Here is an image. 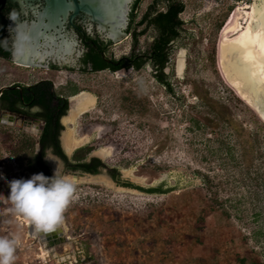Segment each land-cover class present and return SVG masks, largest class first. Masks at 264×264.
<instances>
[{
	"label": "rangeland",
	"instance_id": "obj_1",
	"mask_svg": "<svg viewBox=\"0 0 264 264\" xmlns=\"http://www.w3.org/2000/svg\"><path fill=\"white\" fill-rule=\"evenodd\" d=\"M153 1H142L136 21ZM183 1L184 31L166 69L175 95L156 82L150 64L140 71L74 72L70 99L74 101L68 103L62 119L60 145L70 161L77 150L92 147L95 150L85 161L97 158L103 166L96 175L77 171L79 177L51 152L41 157L51 175L57 165L45 155L57 160L61 173L79 177L62 225L69 241L54 247L46 246L41 235L33 237L32 228L12 216L11 205L0 199V236H20L14 264H264V120L227 84L218 60L227 21L237 7L254 0ZM126 33L127 38L108 50L109 58L130 54L133 39ZM154 36L152 30L142 36L140 48L145 49ZM181 56L185 67L179 75ZM8 79H0V88ZM67 88L62 86V91ZM83 93L92 94L96 102L70 122L67 118ZM216 113L231 121L225 135L231 136L233 154L242 158L240 166H224L226 160L221 158L226 150L216 156L220 145L207 141L214 126L209 120ZM2 118L0 195L7 198L8 182L30 179L43 167L35 158L39 131ZM193 119L210 128L195 130ZM72 129L76 138L84 140L69 149L65 139ZM26 142L34 148L27 149ZM111 169H116L115 176ZM199 171L211 183H205ZM163 182L165 189L174 191L153 195L139 189ZM213 195L220 202L233 201L225 203L226 211L215 206L199 231L201 208L212 206Z\"/></svg>",
	"mask_w": 264,
	"mask_h": 264
},
{
	"label": "flooded vegetation",
	"instance_id": "obj_2",
	"mask_svg": "<svg viewBox=\"0 0 264 264\" xmlns=\"http://www.w3.org/2000/svg\"><path fill=\"white\" fill-rule=\"evenodd\" d=\"M21 1L0 5V79L9 78V82L0 88V91L9 88L0 96V117L10 114L23 116L22 124L38 130L41 136L46 126L44 118L51 113L56 123L55 118L61 114L63 102L69 103L74 97V72H111L110 68L98 70L96 59L116 67L123 57L109 58L107 53L114 43L100 33H89L90 15L81 12L74 18V0H64L62 11L54 20L48 16L40 19L47 14L46 0ZM96 39L101 43L96 44ZM24 45L30 47L28 54ZM2 66H6L7 71ZM62 86L68 87L67 92L62 91ZM63 118L59 119L60 126ZM38 145L41 154V146ZM48 151L69 169L68 164L53 153V148ZM42 167L46 177L53 176L44 164ZM65 239L69 241V238L61 237L54 242L45 240V244L68 242Z\"/></svg>",
	"mask_w": 264,
	"mask_h": 264
},
{
	"label": "trees",
	"instance_id": "obj_3",
	"mask_svg": "<svg viewBox=\"0 0 264 264\" xmlns=\"http://www.w3.org/2000/svg\"><path fill=\"white\" fill-rule=\"evenodd\" d=\"M142 1L143 0H134L131 5L129 25L127 29V32L132 35L133 39L130 54L123 57L120 60V64H118V66L116 67H110L109 65L104 64L103 61L98 58L96 59V64L97 66H99L98 68H100L98 70L110 68L111 72H117L122 69H129L133 67L134 70L140 71L141 69L145 68L147 64H150L153 67V77L156 82L164 87L170 94L175 95L170 75L167 74L166 69L170 65L175 50V44L180 40L184 31L185 22L181 18V15L185 12L186 5L183 0H154L151 5L148 6L141 19L139 21H136L137 11ZM233 1L239 2L249 0ZM231 10L232 7L229 8L228 13L231 12ZM222 26L223 22L219 25V28H221ZM139 28L142 29L139 30ZM150 30L155 33V36L145 49H141L139 46V40ZM1 32L2 28H0V34ZM100 43L101 41L99 39H96V44ZM67 108L68 102L64 101L61 114H59L55 118L56 123L53 122L54 118L51 116V113H49V115L44 118V120L46 121V126L38 141L41 146V154L35 155L36 161L41 166H43L41 157L44 156L49 148H53V153L61 157L64 162L68 164L70 170L96 175L99 172V168L103 166L102 162L97 158H93L90 162L85 161L86 156L94 151V148H81L76 151L73 161H68L67 156L64 154V151L60 146L59 137L63 127L60 126L59 119L66 115ZM210 118L211 120L209 121L210 123L214 124V126L209 133L211 137L207 139V141L220 145L218 150L214 153H216V156H223L222 150L225 149L226 156L221 158L222 161L226 160L224 166H228L231 163H235V165L240 166L242 163V158L236 157L235 154H233V146H231L229 142L231 140V136L225 135L226 127L227 125L231 124V121L225 120L219 113H216L215 116ZM192 122L196 126L195 130L202 131L207 127L210 128L209 125H202V123L200 121H197L196 119H193ZM34 146L35 145L33 143L26 142L27 149H33ZM27 149L22 148V150ZM239 171L242 172L241 170ZM116 172V169H111L112 176H115ZM198 175L201 176L203 180H205V183L210 182L209 178L206 177L202 172L199 171ZM165 186L166 182H163L157 187H150L147 189L139 187V189L142 192L153 195H165L169 192L174 191L173 188L165 189ZM218 200L219 198L213 195V199L211 201L212 206L210 208H201V215L196 221L197 230L202 231L204 229L205 219L211 215V213L214 211L215 206L224 208V211H226L225 203H232L233 201L229 198L222 202Z\"/></svg>",
	"mask_w": 264,
	"mask_h": 264
},
{
	"label": "water",
	"instance_id": "obj_4",
	"mask_svg": "<svg viewBox=\"0 0 264 264\" xmlns=\"http://www.w3.org/2000/svg\"><path fill=\"white\" fill-rule=\"evenodd\" d=\"M16 1L0 0V5ZM46 1L47 14L40 16V19L48 16L54 20L62 11L65 1ZM133 1L74 0V18L81 12L90 15L92 19L88 25L89 33L91 35L100 33L103 38L116 44L128 37L126 31ZM23 48L28 54L30 47L24 45ZM218 60L225 80L264 120V0H254V6L237 7L220 36ZM5 89L9 88H3L0 96ZM70 102L72 101L69 100ZM2 119L3 122L20 120L23 122L25 117L10 114L4 115ZM71 174L80 177L79 172ZM60 231L59 228L56 232L40 235L49 239L53 235L62 236ZM59 244L53 243L51 246Z\"/></svg>",
	"mask_w": 264,
	"mask_h": 264
},
{
	"label": "clouds",
	"instance_id": "obj_5",
	"mask_svg": "<svg viewBox=\"0 0 264 264\" xmlns=\"http://www.w3.org/2000/svg\"><path fill=\"white\" fill-rule=\"evenodd\" d=\"M45 159L52 160L57 165L52 177L38 173L27 180L13 179L8 182V197L0 195V199L11 205L8 212L14 217L22 218L35 235L53 233L62 227L64 214L77 191L76 177L61 173L55 158L45 155ZM0 179L3 177L0 176ZM19 243L20 236L17 233L0 236V264H14Z\"/></svg>",
	"mask_w": 264,
	"mask_h": 264
},
{
	"label": "bare ground",
	"instance_id": "obj_6",
	"mask_svg": "<svg viewBox=\"0 0 264 264\" xmlns=\"http://www.w3.org/2000/svg\"><path fill=\"white\" fill-rule=\"evenodd\" d=\"M246 5H249V4H246ZM249 6H254V4H251ZM229 21V20H228ZM227 21V23H228ZM226 23V24H227ZM226 26V25H225ZM224 29V28H223ZM223 31V30H222ZM185 59L183 58V56H181L178 60V65H177V71H178V74L181 75L184 71V67H185ZM225 79V78H224ZM226 81V80H225ZM227 82V81H226ZM227 84L229 85V83L227 82ZM230 86V85H229ZM236 92V91H235ZM237 93V92H236ZM237 95L242 99L244 100L238 93ZM74 101V100H73ZM245 101V100H244ZM76 105L75 107L73 108V111L71 113V117L67 118L68 121L72 122L74 121L81 113H84L86 112L93 104H95L96 100H95V97L92 95V94H89V93H83L81 94L80 96H78L76 98V101H75ZM246 102V101H245ZM247 103V102H246ZM248 104V103H247ZM250 106V105H249ZM76 121V120H75ZM69 133V132H68ZM84 138L82 139H78L75 137L74 135V131L73 129L71 130V132L68 134V136L66 137L65 141H66V146L69 148V149H72L74 148L75 146H77L79 143L83 142ZM102 152L104 154H108V150H102ZM75 177V176H74ZM79 177H76V179L78 180ZM60 232H62V236H58V235H53L52 237H50L49 239H47L48 241L50 240V242H54L55 240L61 238V237H64V229L61 227L60 228ZM35 235V234H33ZM36 236V235H35ZM44 238V236H42ZM45 239V238H44ZM60 242V241H59ZM46 245V244H45ZM49 246V245H48ZM51 250H47V253H49ZM46 254H43V258Z\"/></svg>",
	"mask_w": 264,
	"mask_h": 264
}]
</instances>
